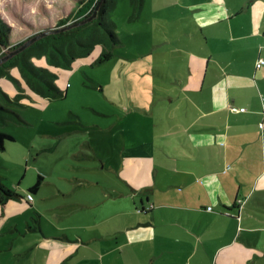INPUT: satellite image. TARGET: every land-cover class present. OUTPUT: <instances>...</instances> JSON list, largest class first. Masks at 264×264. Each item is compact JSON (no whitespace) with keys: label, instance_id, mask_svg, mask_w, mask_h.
Segmentation results:
<instances>
[{"label":"crops","instance_id":"0c3cea01","mask_svg":"<svg viewBox=\"0 0 264 264\" xmlns=\"http://www.w3.org/2000/svg\"><path fill=\"white\" fill-rule=\"evenodd\" d=\"M180 7L174 17L184 13L181 29L169 32L174 75L159 82L156 105L139 108L161 128L144 125L140 140L121 151L118 173L128 190L120 197L133 208L117 210L103 186L108 198L94 191L76 201L92 217L49 225L38 213L39 188L28 187L30 201L12 189L19 197L0 202V243L31 234L18 260L264 264V0H187ZM106 202L111 210L103 214ZM33 207L36 217H14Z\"/></svg>","mask_w":264,"mask_h":264},{"label":"rangeland","instance_id":"374dc122","mask_svg":"<svg viewBox=\"0 0 264 264\" xmlns=\"http://www.w3.org/2000/svg\"><path fill=\"white\" fill-rule=\"evenodd\" d=\"M77 1L0 0V17L12 30L10 46L55 25L59 18L76 9ZM186 1L115 0L113 9L106 15L114 23L113 30L119 41L111 48L113 56L103 63H95L102 48L100 43H95L90 54L74 60L72 68L51 69L56 73L55 84L61 95L43 97L30 92L17 66L4 68L7 76L1 75L0 82L6 90L0 83L1 89L10 99L18 92L23 94L10 101L0 94V104L7 108L0 111V131L13 136L0 149V178L9 188L26 194L37 175L43 174L34 195L41 205L38 213L49 225L52 220H60L65 225L92 217V210L88 208L76 210V201L91 199L94 191H98L100 200L108 198L103 186L115 194L117 210L131 207L132 200L120 197L121 191L128 190L118 173L121 151L127 141L140 140L144 125L152 128V132L161 128L155 126L156 120L151 115L146 117L139 108L156 105L159 82L166 75H174L173 54L169 48L175 41L169 32L181 29L179 21L185 15L174 17L177 14L174 12H181L180 5ZM158 40L167 42L161 46ZM6 51L0 50V59L12 52L6 54ZM8 110L15 112L19 119ZM100 209L103 214L111 210L108 203ZM34 210V207L26 208L14 217H36ZM48 229L54 231L52 226ZM7 236L10 237L5 234L4 238ZM30 239L28 234L25 238L16 237L13 245L0 243V264H31L27 260L29 254L16 258L18 252L31 246Z\"/></svg>","mask_w":264,"mask_h":264},{"label":"trees","instance_id":"16d2710c","mask_svg":"<svg viewBox=\"0 0 264 264\" xmlns=\"http://www.w3.org/2000/svg\"><path fill=\"white\" fill-rule=\"evenodd\" d=\"M77 2L76 9L63 18H59L55 25L34 32L14 46H10L11 27L0 17V50L7 49L6 54L38 35L29 45L0 63V76H7L4 68L17 66L31 91L43 97H55L62 92L55 84L56 73L52 72L51 68H72L74 60L90 54L95 43L102 45L95 63L109 60L113 56L111 48L119 42L113 30L114 23L106 19L107 13L114 7L115 0H78ZM139 2H136V5H139ZM96 7L97 13L94 16ZM33 58H44L45 65L36 64ZM9 76L13 78L12 75ZM0 94L6 101H10L17 100L23 93L18 92L10 99L9 95L0 88ZM3 109L7 110L0 104V111ZM8 112L11 111L8 110ZM11 113L19 119L15 112ZM7 140L12 141L13 136L0 131L1 150L4 149ZM41 181L42 177L38 175L29 190L36 191ZM12 197H19V194L6 186L0 178V202L3 203Z\"/></svg>","mask_w":264,"mask_h":264},{"label":"water","instance_id":"95a60500","mask_svg":"<svg viewBox=\"0 0 264 264\" xmlns=\"http://www.w3.org/2000/svg\"><path fill=\"white\" fill-rule=\"evenodd\" d=\"M97 8V7H96ZM93 15H95V11H94V14ZM38 37V35H35V36H33L32 38H30V39H28L21 47H19L18 49H16V50H14V51H12V52H10V53H8L6 56H4V57H2L1 59H0V62H2L3 60H5L7 57H9L10 55H12V54H14V53H16L17 51H19V50H21L22 48H24L26 45H28L29 43H31L35 38H37Z\"/></svg>","mask_w":264,"mask_h":264},{"label":"built area","instance_id":"2783aa9c","mask_svg":"<svg viewBox=\"0 0 264 264\" xmlns=\"http://www.w3.org/2000/svg\"><path fill=\"white\" fill-rule=\"evenodd\" d=\"M258 63H260V64H264V59H259L258 60ZM231 110L232 111H238L239 109L238 108H236V107H231ZM26 198H27V200H32V195H31V193L30 192H28L27 194H26ZM208 209H210V207H208Z\"/></svg>","mask_w":264,"mask_h":264}]
</instances>
